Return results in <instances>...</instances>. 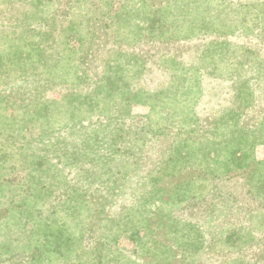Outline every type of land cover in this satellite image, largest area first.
Instances as JSON below:
<instances>
[{
  "label": "rangeland",
  "instance_id": "obj_1",
  "mask_svg": "<svg viewBox=\"0 0 264 264\" xmlns=\"http://www.w3.org/2000/svg\"><path fill=\"white\" fill-rule=\"evenodd\" d=\"M142 1L0 0V264H264L255 257L264 253V109L246 125L264 104V0ZM187 38L206 46L176 71L163 53ZM162 74L163 95L153 91ZM215 92L239 116L236 141ZM207 114L224 117L217 137L245 157L228 169L239 179L232 193L210 207L217 228L199 205L213 170L227 171L205 162L216 147ZM109 120L123 129L89 161V137ZM141 127L158 140L152 158L185 165L165 190L139 187L119 161L130 130L131 154L153 150L134 136ZM172 216L185 229L174 231Z\"/></svg>",
  "mask_w": 264,
  "mask_h": 264
},
{
  "label": "trees",
  "instance_id": "obj_2",
  "mask_svg": "<svg viewBox=\"0 0 264 264\" xmlns=\"http://www.w3.org/2000/svg\"><path fill=\"white\" fill-rule=\"evenodd\" d=\"M133 1H135V0H133ZM145 3H146L145 0H143L141 2L142 5H145ZM105 25H107V23ZM189 39H192V38H187L186 40L180 41L178 43L175 42V44H173L172 47L169 48V51L163 53V55L165 56L164 57L165 59H168V57L174 59V62H175L174 68H176L177 65L179 66V68L174 69L176 71L178 69H180V71H182L183 69L187 70V65L192 60L191 59L192 55L190 54L189 50H192L195 52V49L197 47H199L201 50H203L206 46L205 43L204 44L202 43L203 41L202 42L191 41V40L189 41ZM201 39H203V38H201ZM186 57H189V58L186 59ZM184 58L188 61L187 65L185 67H183ZM148 69H149L148 66L141 67V72L144 73V77L146 76V73L149 71ZM165 74H167V73H165ZM165 74L160 75V78H159V76H157L159 78L157 85H159V86H155V88H153V91H157V92L164 91L162 89H160V90H156V89H158L161 86V84L164 81L168 80V77H170V76L165 75ZM169 74L173 75V73H171V72H169ZM152 84H153V82L151 80H149L147 83V86H146V90H151L150 87ZM163 93L164 92H162L161 95H163ZM169 93H170V91H167V95H169ZM215 95L216 96L214 98L219 103H221L224 110H228V111H226V114L231 116L230 120H232L234 122V125L229 126L230 131H229L228 137L231 139V141H236L233 138L235 136V132H236L237 128H240V126L238 125V120H239L238 117L239 116L234 114V110L232 112L231 109L227 108L226 104L229 101H231L230 98L226 97L225 95L222 96V94H220L219 92H215ZM165 99H167V98H165ZM226 100H227V102H226ZM209 101H212L211 97L209 98ZM164 102H166V101H164ZM204 102L206 104L208 102V99H204ZM252 104L253 103H251L249 101V104L246 105L245 108H243L242 112H246L249 109V107H252ZM227 105H229V104H227ZM166 106H168V104H166ZM169 106H171V103ZM169 106H168V108H170ZM260 109H264V104L259 108H257V107H256V109L252 108L253 116H252V118H249V120L246 121L247 126H250L253 123L255 124V121L257 120L256 116L258 115V114H256V112H258V110H260ZM89 114L90 113H88L85 117H87ZM142 118H145V117H142ZM203 118L206 121V122L204 121V123H203V124H205L204 127H206V129H205V132L207 133L206 135L209 138H211L210 139L211 144L214 147L216 146L215 148H213V150L211 152H209L210 155L207 157L205 162L207 164L212 162L213 163L212 165H222L223 168L227 169V171L213 170V172H212L213 174H217L219 172V174L213 178V183H212L213 188H211L209 190L207 189V190H205V192H203L202 194L199 195V198H200V202H199L200 204L199 205H203L205 211L209 212L208 214L204 215V219L207 220V224L209 226H215L217 228V225L219 224V220H220V216H221V214H218V212H216V209L218 208V205H219V197L222 195L223 192L224 193H229V192L232 193L233 190L230 189L232 187V184L234 182H238L237 180H239V179H237V173H234L232 175L231 174L229 175L227 173H230L231 170H235L237 168L243 167L245 164L244 165L240 164V161H242L245 157H243V155H237L238 150L240 148H237L231 142L228 143L226 140H223V139L217 137V136H219L218 134L220 133L219 129L222 126H224V125H220V123H223L221 121H224V117L218 116V119H216L215 115L207 114V115H204ZM203 118H202V116H200V120H202ZM221 118H223V119H221ZM209 119H212V120L210 121ZM219 119H221V120H219ZM260 123H262V122L260 121ZM89 127L87 128V130L89 129ZM102 128L105 130V133L103 134L101 139H97L96 138L97 136L95 137V135ZM121 128L123 129L122 125H120L117 122L113 123V122H111V120L106 121L104 123V125L102 124V127L100 129H95L92 132L91 136L89 137L92 139L94 145L92 143H90L86 147V144H84L82 142V139H81L79 144H83V145L78 148V151L81 152L82 147H84V145H85L86 150L91 151L90 156L88 157L89 161H93L94 156L92 154H94L95 151H100L99 154L104 155V153L102 151L103 143L101 141H104L105 139L110 141V136L115 134L117 131L121 130ZM210 133H212V135H208ZM140 134L142 135V137H144L143 141L149 142V145H147V147H152L153 150L131 154V152L129 150H127V148L131 147L130 143L132 142V139L137 140V138L133 137V130H130L128 132V136H120V138L118 139V141L120 142L119 147L122 148V151H121L122 155H121V159L119 161H123L128 165L125 172H128V173L133 172L136 175H138L139 185H140V186L138 185L139 187H145V186L152 185V186H155V188L157 187L159 189V191L165 190L164 188L159 187V186L163 187V185L160 184L163 181V179L168 175L174 174L175 170L177 168L183 167L185 165L183 163L177 164L178 160L174 159L173 156L171 158H168L167 155L160 156L158 158L157 157L152 158V157H154L153 152H155L156 148H157V144L155 143V141H158L155 138L156 136L153 134V129L148 133V135H144L145 133L143 131V127L135 130L134 136H139ZM151 141H153L155 143L154 146L152 145ZM79 144H77V146ZM93 149H94V152H93ZM133 155H135V156H133ZM107 158H110V155H107ZM153 161H154V163L150 164V168H152V169L149 168L150 169L149 172L146 173V171L144 169L145 168L144 165L149 164ZM180 161L184 162L183 160H180ZM162 163L164 164V166H162ZM117 165H119V164H117ZM170 165H173V166L169 167ZM238 165H240L241 167H239ZM191 168H194L196 170L195 166H191ZM143 169H144L145 173L142 172ZM216 169H219V168H216ZM238 175H241V174L238 172ZM129 177H130V174H129V176L126 177L125 182L128 180ZM235 178H236V180L233 181ZM249 179H246L245 182H247V181L251 182L254 178L252 180H249ZM180 183H183L185 186H190V184L185 182L183 179L180 180ZM172 190H175V188H173ZM185 192L186 193H184V194H188V192H190V191L187 188L185 190ZM191 195H193V194H191ZM178 198H179V196H178ZM150 200H152V199H149L146 197L145 202H149ZM173 200H174V198H173ZM212 205L214 207L217 206V208L213 209L212 212L210 213V211H211L210 207ZM160 221L166 223L164 220H160ZM180 221H181L180 218H178V217L174 218L172 216V218L168 224L170 225V227L174 231H180L182 229H185V227L187 226V224H182L181 226H179ZM207 224H206V226H207ZM203 229H204V231H209L208 229H205V228H203ZM255 257H256V260H258V258L264 259V253H261V255H258ZM251 262L254 263V262H258V261H251Z\"/></svg>",
  "mask_w": 264,
  "mask_h": 264
}]
</instances>
